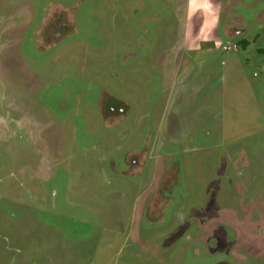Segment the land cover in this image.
Returning a JSON list of instances; mask_svg holds the SVG:
<instances>
[{"label":"rangeland","instance_id":"374dc122","mask_svg":"<svg viewBox=\"0 0 264 264\" xmlns=\"http://www.w3.org/2000/svg\"><path fill=\"white\" fill-rule=\"evenodd\" d=\"M0 264H264V0H0Z\"/></svg>","mask_w":264,"mask_h":264}]
</instances>
